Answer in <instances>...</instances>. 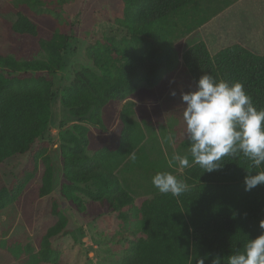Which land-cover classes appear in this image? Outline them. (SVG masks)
Here are the masks:
<instances>
[{"label": "trees", "instance_id": "1", "mask_svg": "<svg viewBox=\"0 0 264 264\" xmlns=\"http://www.w3.org/2000/svg\"><path fill=\"white\" fill-rule=\"evenodd\" d=\"M233 1H121L130 36L108 38L90 46L85 54L87 64L72 70L61 95L64 110L75 121L59 132L63 170L60 192L79 212L85 214L97 204L112 210L132 204V179L116 175L112 164L122 166L129 177L153 168L166 171L165 163L152 161L140 143V128L130 104L119 109L122 130L117 145L101 146L91 154L90 127L82 120L104 128L103 113L111 103L150 96L165 72L175 67L173 41L201 27ZM10 4L0 2V31L37 38L39 49L37 59H30L0 46V166L16 154L27 156L25 168L9 184L0 178V211L13 203L25 207L29 200L43 198L51 190L50 162L40 176L41 183L35 177L38 162L48 149V142L42 138L51 115V78L62 69V50L73 40L58 32L40 36L38 24ZM181 57L194 85L205 73L218 80L240 82L253 105L264 109V54L240 43L210 53L200 39L188 45ZM132 153L135 161L130 159ZM221 164L211 173L198 165L170 172L188 185L178 197L161 194L149 180L146 189L150 197L136 209L140 235L128 242L123 264H196L202 257H207L205 264H211L214 256H223L226 264L228 255L242 251L248 239L264 231L259 227L264 219V184L245 191L243 183L247 172L264 170V165L253 168L242 154L225 157ZM31 183L30 197L25 195L19 201ZM50 212L39 224L37 250L24 260L26 264H62L53 243L71 229L57 205L53 204ZM18 252L16 256L21 248Z\"/></svg>", "mask_w": 264, "mask_h": 264}, {"label": "rangeland", "instance_id": "2", "mask_svg": "<svg viewBox=\"0 0 264 264\" xmlns=\"http://www.w3.org/2000/svg\"><path fill=\"white\" fill-rule=\"evenodd\" d=\"M6 1L38 24L40 36L50 37L52 33L58 32L71 36L73 40L62 50V69L51 78V115L42 138L48 142V149L47 155L38 162L35 177L41 183L40 176L50 162L53 166L51 190L43 198H37L39 200H29L25 207L13 203L0 211V264H26L24 260L37 250L39 224L48 219L53 204L68 218L71 229L70 233L53 243V247L59 250L62 264H123L128 242L140 235L136 209L143 199L150 197L151 193L146 187L151 177L160 172L159 168L143 174L137 171L136 177H129L121 170L122 166L112 164L111 169L116 175L132 179L131 188L135 195L132 204L118 210L97 204L94 209L83 214L60 192L63 170L59 140L60 130L75 121L68 117L61 104L62 90L71 80L72 70L87 64L86 50L95 42L130 36L127 22L123 20L122 0ZM200 39L205 42L210 53L240 43L258 54H264V0H235L192 33L174 40V69L165 72L153 87L152 94H148L150 96L107 106L103 113L104 128L82 120V124L90 127L89 154L101 146L117 145L122 130L119 109L124 104H130L132 117L140 128V143L145 146L150 159L162 160L167 172L180 169L178 162L172 159L176 154L186 155L188 149L180 94L195 89L181 56L188 45ZM0 46L5 51H14L17 56L30 59L38 57V39L34 37H16L4 29L0 31ZM4 73L8 74L9 71L4 70ZM172 92L176 93L175 96L171 95ZM26 164V155L16 154L5 160L0 166L3 183L9 184ZM31 187L32 183L24 190L19 201L29 195ZM18 248H21V254L16 256Z\"/></svg>", "mask_w": 264, "mask_h": 264}, {"label": "clouds", "instance_id": "3", "mask_svg": "<svg viewBox=\"0 0 264 264\" xmlns=\"http://www.w3.org/2000/svg\"><path fill=\"white\" fill-rule=\"evenodd\" d=\"M175 92L171 95L175 96ZM184 137L187 154L172 159L180 169L198 165L203 172H213L222 166L225 157L242 154L253 168L264 165V109H257L240 82H228L203 74L195 82V89L181 92ZM191 157V159H189ZM135 161V153L130 154ZM152 185L161 194L178 197L188 185L170 172H157ZM245 191L264 184V170L247 172L243 178ZM264 230V219L259 221ZM202 257L196 264H205ZM211 264H224L223 256H214ZM226 264H264V231L248 239L243 250L228 255Z\"/></svg>", "mask_w": 264, "mask_h": 264}]
</instances>
